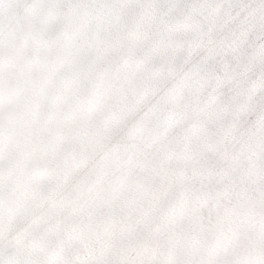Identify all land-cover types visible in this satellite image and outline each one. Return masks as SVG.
<instances>
[{"label": "rangeland", "instance_id": "rangeland-1", "mask_svg": "<svg viewBox=\"0 0 264 264\" xmlns=\"http://www.w3.org/2000/svg\"><path fill=\"white\" fill-rule=\"evenodd\" d=\"M0 218V264H264V0H0Z\"/></svg>", "mask_w": 264, "mask_h": 264}, {"label": "bare ground", "instance_id": "bare-ground-1", "mask_svg": "<svg viewBox=\"0 0 264 264\" xmlns=\"http://www.w3.org/2000/svg\"><path fill=\"white\" fill-rule=\"evenodd\" d=\"M47 1V0H46ZM87 1V0H86ZM44 2V1H43ZM91 7V6H90ZM27 15V14H26ZM39 16V15H38ZM28 22V21H27ZM29 23V22H28ZM25 24V23H24ZM28 25V24H27ZM26 25V26H27ZM19 26V25H18ZM23 26V25H22ZM25 26V25H24ZM60 26V25H59ZM56 28H58V27H56ZM55 28V29H56ZM106 28V27H105ZM24 29H26V28H24ZM28 29H30V28H28ZM54 29V30H55ZM23 30V29H22ZM27 31V30H26ZM23 32V31H22ZM51 33V32H50ZM6 38V37H5ZM10 40V39H9ZM2 42V41H1ZM63 42V41H62ZM3 45V44H2ZM4 46V45H3ZM5 47V46H4ZM2 49H3V47H2ZM12 48L11 47H6L5 48V50H8V51H10ZM4 49H3V51H5ZM2 53V52H1ZM8 55V54H7ZM7 55H5V56H7ZM66 67V69H70L69 67L70 66H65ZM94 71V69H92L91 70V72H93ZM25 93V92H24ZM28 99V98H27ZM16 100V99H15ZM20 102V101H19ZM33 102V101H32ZM45 104L47 105V108L49 109V110H56L57 108H59L60 107V102H51V100H45ZM54 107V108H53ZM22 108V107H21ZM61 108V107H60ZM108 112H112V111H116L115 109H113V108H108V110H107ZM107 113V112H106ZM114 113V112H113ZM100 122V120H98V121H95L94 123H92L88 128L87 127H85L84 125H82V124H80L79 126L77 125L76 126V138H71V137H69V136H71V132H70V130H65V131H63L62 132V135L61 136H59V137H57V138H54V139H52V141H51V143L55 146V149L50 153V154H48L47 155V157L46 158H42L43 160H46L50 165H51V167L53 168V169H61V168H65V167H67V163H68V160H70V158H72V157H75V156H77V155H79V154H82V153H84V152H88V145H90V144H93V143H97V141H98V134H99V132L100 131H104V128H105V124H100L99 123ZM49 126V125H48ZM41 162V163H40ZM42 162L43 161H41V160H33L32 162H31V165H33V168H35V169H37V168H40V167H42ZM41 165V166H40ZM28 175H25L23 178H24V182H28V183H33L36 187L37 186H39L41 183H40V181L39 180H31L30 181V176L29 177H27ZM145 182V181H144ZM130 187V186H129ZM38 188V187H37ZM36 188V189H37ZM252 189V188H251ZM250 190V189H249ZM74 191V190H73ZM4 193H6V195H8V191H6V190H4L3 191ZM119 192V191H118ZM256 193V192H255ZM104 194V193H103ZM106 195V194H105ZM6 198V197H5ZM131 199V198H130ZM139 200H141L140 198H138ZM137 199V200H138ZM143 199V198H142ZM137 200H135V202H126L125 201V211H127L128 212V209L130 208V207H132V209H133V211L130 213V214H132L131 216H134L135 218H136V216L137 215H139V216H137V217H139V218H142V220H144L145 219V217H146V215H144L143 214V211H140V210H138V209H140L139 207H140V205H141V207H143L142 206V203H141V201L139 202V201H137ZM85 201V200H84ZM146 203V202H145ZM145 203H143V204H145ZM144 208H145V206H144ZM148 208H149V206H148ZM151 210H152V208H150ZM131 210V209H130ZM149 210V209H148ZM130 212V211H129ZM123 213H126V212H123ZM114 214V213H113ZM126 214H128V213H126ZM124 215V214H123ZM125 216V215H124ZM4 217V216H3ZM118 216H116L115 218H117ZM129 216H127V218L126 217H119L120 219H118V221L120 222H122L123 221V219H125V223H128L129 221L130 222H135V221H133V220H131V218H130V220H129V218H128ZM134 217H132V218H134ZM2 218V217H1ZM0 218V219H1ZM114 218V219H115ZM110 219V218H109ZM112 219V218H111ZM113 219V220H114ZM137 219V218H136ZM150 219V218H149ZM98 220V219H97ZM127 220H129L128 222H127ZM141 220V221H142ZM1 221V220H0ZM82 221V220H81ZM87 221V220H86ZM138 221H140V220H138ZM146 221V220H145ZM124 222V221H123ZM81 223V222H80ZM88 223V222H87ZM125 223H124V225H123V227L125 226ZM149 223V222H148ZM131 223H129V225H130ZM121 225V224H120ZM119 225V226H120ZM127 225V224H126ZM133 225H134V223H133ZM133 225H131V226H133ZM140 225H141V223H140ZM140 225H138V226H140ZM146 225V224H145ZM151 225V224H150ZM149 225V226H150ZM135 226V225H134ZM137 226V227H138ZM154 226V225H153ZM156 226V225H155ZM167 226V225H166ZM139 228V227H138ZM94 229V228H93ZM98 229H99V227H98ZM133 229H136V228H133ZM171 229V228H170ZM95 230V229H94ZM116 230V229H115ZM138 230V229H137ZM136 230V231H137ZM149 230V229H148ZM112 231H114V230H112ZM144 231V230H143ZM153 231V230H152ZM170 231V230H169ZM111 233H113V232H111ZM150 233V232H149ZM109 234V233H108ZM145 234V233H144ZM120 235V234H119ZM118 235V236H119ZM153 235V234H152ZM151 235V236H152ZM167 235V234H166ZM114 237V236H113ZM111 238V237H110ZM138 238H140V237H138ZM153 238V237H152ZM151 238V239H152ZM149 239H150V236H149ZM114 240H116L115 239V237H114ZM139 241V240H138ZM133 243V242H132ZM138 244V243H137ZM131 245V244H130ZM135 245H136V243H135ZM143 245V244H142ZM101 246V245H100ZM133 246V245H132ZM139 246V245H138ZM105 247V246H104ZM131 247V246H130ZM129 247V248H130ZM106 248V247H105ZM149 248V247H148ZM103 249V248H102ZM134 249H136V247L134 248ZM140 249V248H139ZM126 250V249H125ZM124 250V251H125ZM132 250H133V248H132ZM138 250V249H137ZM142 251V250H141ZM152 251V250H151ZM168 251V250H167ZM135 252H136V250H135ZM138 252V251H137ZM136 252V253H137ZM100 253V252H99ZM133 253V252H132ZM142 253V252H141ZM127 254V253H126ZM156 254V253H155ZM137 255V254H136ZM118 257V256H117ZM116 257V258H117ZM128 257V256H127ZM120 258V257H119ZM135 258H137V257H135ZM139 258V257H138ZM156 258V257H155ZM158 258H156V260H157ZM116 261V260H115ZM93 262V261H92ZM91 262V263H92ZM99 262V261H98ZM101 262V261H100ZM134 262V261H133ZM90 263V264H91ZM100 264H102V263H100ZM116 264V263H115ZM122 264H124V263H122ZM142 264V263H141ZM158 264H159V262H158Z\"/></svg>", "mask_w": 264, "mask_h": 264}]
</instances>
